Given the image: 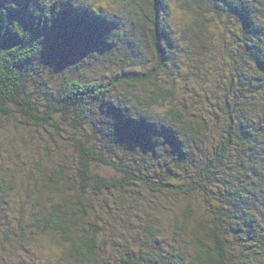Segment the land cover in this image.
Returning a JSON list of instances; mask_svg holds the SVG:
<instances>
[{
    "label": "trees",
    "instance_id": "trees-1",
    "mask_svg": "<svg viewBox=\"0 0 264 264\" xmlns=\"http://www.w3.org/2000/svg\"><path fill=\"white\" fill-rule=\"evenodd\" d=\"M178 1L179 26L171 0H0V120L53 161L0 159L12 247L18 211L60 264H264V0ZM184 54L200 89L179 83Z\"/></svg>",
    "mask_w": 264,
    "mask_h": 264
},
{
    "label": "rangeland",
    "instance_id": "rangeland-1",
    "mask_svg": "<svg viewBox=\"0 0 264 264\" xmlns=\"http://www.w3.org/2000/svg\"><path fill=\"white\" fill-rule=\"evenodd\" d=\"M11 1L19 2L21 0H11ZM86 1L88 4H93L97 7L103 6V7L108 8L110 7L111 3H113L114 0H86ZM117 1H120V0H117ZM117 1L115 0V2ZM171 1H172V7H173L172 12L174 14V17L176 18V21H175L176 26L182 25L184 22L188 21L187 16L184 13V10H182V8L179 7L180 3L178 0H171ZM227 25L230 28L226 27ZM227 25H225V27H222V28H224V31H225L224 34L226 35L227 39L231 40L233 36L229 33L228 30L234 29L235 26L231 24H227ZM217 38L218 37H216V39ZM222 49L223 47L221 46V44H219L217 49H215L216 53L214 55L212 54H202L201 55V59L205 60L206 62H205V65L200 64V66L205 69H209V71H207V73L209 72L208 76H210L211 74L210 72H214L213 68L215 70H219L220 72H225L227 70L228 67L221 64V57H220L221 53L218 52V50H222ZM188 54H184L183 60H185V65L183 66V70H182L183 76L179 77V81H180L179 83L183 86L184 83L182 79L185 78L189 81L190 84H194L196 89L197 88L200 89L201 88L200 85L196 83L197 80H196L195 74H192V72L194 71V69L191 66L192 65L191 61L193 60V56L191 54L188 56ZM77 55H80V54L77 53ZM19 121H20V124H19ZM10 122H15L17 126H22V127L16 128L14 126V123H8L7 125L5 121L0 120V152H1L0 159L1 161L2 159L3 160L11 159L13 163L15 162L21 163L24 159V161L26 162L25 164L30 163L29 166L30 165L33 166V171L36 173V175L38 174V171H39V168H38L39 164H37L35 161L41 160L43 162L42 165L46 167V169L47 167L51 166L53 164V161L49 157H47L41 151L39 153L34 152L33 146L36 143V141H34V138L38 135L37 131H35L34 129H32L31 131H29L28 129L27 130L24 129L23 127L26 128L27 124H22L20 119L16 118L15 121L11 120ZM56 140L58 144L60 142H63V140L59 137H56ZM22 141H24V143H22ZM53 154H54V157H53L54 161H56L58 159V152H53ZM113 173L114 172L111 171V175H115ZM68 197L72 198L73 196L69 194ZM30 202L31 201L28 200L26 203L27 209L29 208V205H31ZM139 205L141 207L144 206L143 203ZM172 206H175V205H172ZM16 214L19 215L20 220L23 221V225L25 226L24 227L25 232H26V235H24L25 240L21 244H18L12 247L11 244H9V238L5 239L3 236H0V257H3L7 264H11L12 262L15 264H52V263L60 264L59 257L60 255L64 253V245H59L58 242H55L51 238H47V237L40 236V235H38L37 237L34 236L33 234L34 232L32 230V228L34 227L32 223L30 222L32 216L29 215V218L27 214H24L23 216H21V214H19L18 211H16ZM91 220L97 222L98 218L96 215H93ZM134 221H135V224L139 223L138 222L139 220H134ZM133 226L135 230H138L139 226H135V225ZM113 227L115 231L112 233V236L115 239H117V244L118 242L120 243V241H124L127 238L128 240H130L131 245L138 246L139 243H141V241L144 244L145 240H143V238H141L139 234L137 235L134 231L128 228L123 230L121 229L122 225H119V224H116ZM28 236H29V239H26ZM125 243L121 242L120 244H122L123 246H126ZM110 247L112 248L111 253L115 254L113 247L112 246ZM116 255H118V252H116ZM108 256L110 255L108 254L107 257ZM0 264H3V263H0Z\"/></svg>",
    "mask_w": 264,
    "mask_h": 264
}]
</instances>
